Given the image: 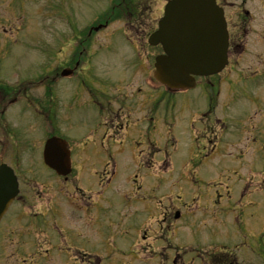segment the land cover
<instances>
[{
	"label": "flooded vegetation",
	"instance_id": "1",
	"mask_svg": "<svg viewBox=\"0 0 264 264\" xmlns=\"http://www.w3.org/2000/svg\"><path fill=\"white\" fill-rule=\"evenodd\" d=\"M2 5V1H0ZM123 6V2L117 5L116 12ZM122 11L130 16L140 17L149 7L139 5L133 0H125ZM115 12V13H116ZM226 16L229 27V47H228V65L226 67L227 81L232 85H237L244 89L243 94L246 97H252L256 100L257 107L260 108L264 103V0H229L226 9ZM142 62L146 67H152L155 60V49L147 43H139ZM96 48L90 44H85L79 49L72 51L69 57L71 65L75 68L74 73L80 70L83 73L80 78V85L86 98L97 102V98H110L107 108V121L101 122L100 126L110 130L119 125L118 129L126 127L128 130L137 128L140 124L139 118L135 116L138 107L154 101V92L148 91L146 95L142 94L143 80H128L123 84L115 85L119 88L115 91H108L111 86L101 76L91 74L90 62L96 56ZM87 64L85 68L83 65ZM149 76V75H146ZM153 79V77H152ZM78 86V85H77ZM124 87V88H123ZM25 91L27 89L21 88ZM5 96L6 91L3 90ZM19 96L23 97L20 93ZM35 102L36 110L42 114V92L32 97L26 98ZM114 99V100H113ZM72 102L78 99L77 91L74 89L71 94ZM38 104V105H37ZM115 104V105H114ZM125 110L124 114L123 111ZM26 107L22 115L18 118L17 124L25 119ZM147 120L146 117L142 121ZM259 117H250L249 125L255 133L259 132ZM94 123H92L93 125ZM96 124V123H95ZM91 130L90 128L88 131ZM115 136V137H114ZM4 142L10 143L9 135L2 138ZM95 139H98L96 136ZM111 140H117L116 135H111Z\"/></svg>",
	"mask_w": 264,
	"mask_h": 264
},
{
	"label": "rangeland",
	"instance_id": "2",
	"mask_svg": "<svg viewBox=\"0 0 264 264\" xmlns=\"http://www.w3.org/2000/svg\"><path fill=\"white\" fill-rule=\"evenodd\" d=\"M26 2L28 4L27 13L30 14L31 16V23L34 24L32 19L33 20L36 19L37 23L39 24L41 28L42 42L50 43L56 36H57V39H59V42H63L65 40V37L70 34L69 32H67V28L70 27V24L67 21V17L71 14V12L69 11V7L72 8V11L73 10L75 11L76 8L79 6V5L74 6L77 4L76 0H68L67 2L63 0H27ZM91 3L94 5L93 10L98 8L94 0H91ZM155 3L157 5V8H160L163 5V2H161L160 0H155ZM41 4H42V7L40 10L39 6ZM89 4L90 2L86 1L85 4L80 6V10H88ZM56 13H58V16L55 15ZM95 15H97V13H95ZM10 18L11 20H13L12 16ZM83 25H85V23H83ZM113 25H116V23H113ZM7 28L8 30L6 31L7 32L6 37L8 41L9 35L14 36V34L12 32L9 33V26H7ZM31 30L34 31V29H31ZM34 35H35L34 33L29 34V39L24 38V40L20 43H23V44L24 43L25 44L35 43L37 41L36 39H39V38L35 37ZM104 35H106V32H104ZM5 41L6 39L0 36V42H5ZM117 45H124V42L119 40ZM2 57H3L4 63H9V67L4 69L2 71V74L10 73L11 75H13V74L22 73V72H28L29 69L25 68L24 66H27L29 64L32 65V70H34V64H35V59L37 57V54L25 48H18V46H15L13 48L7 49ZM55 57L56 56L51 55V52H48L47 54L43 55V58H42L43 63L44 64L54 63L56 65H58L59 63H64L65 56L60 55L59 57H56V58ZM114 58L117 60L115 56ZM122 62H125V61L122 60ZM14 64H16V66H14ZM111 64L112 66L107 63V66L111 68L114 66L113 68H117V65L115 66L116 63H111ZM107 70H109L108 67H107ZM131 73L132 72H130V74ZM67 86H68L67 83L64 82L63 87H67ZM191 93L192 92H189L188 94H191ZM170 96L171 98L176 97L175 95H170ZM195 96H196V93L192 95V98H195ZM220 96H221V100H223V97H226L225 93H222ZM166 98H167V95H165V99ZM183 99L184 98L180 96L175 98V100H177L176 105L178 107V110H177L178 114L176 113L174 114L173 107L175 105L170 103V112H171L170 122L174 126L173 131L175 132V135L178 140L176 147H173L171 143L169 144L164 143L163 145V149L167 151L168 153H171V158L173 162V171H172L173 175H176L179 173L182 161L188 156L190 152V143L188 140L189 136L187 135V132L184 131L183 129V127H186L187 125L186 123L188 119L186 116L188 114L182 111L183 110L182 108H179L183 106V102H181ZM203 104H204L203 98L199 97V100L197 101V106H203ZM175 121H179V122H175ZM78 128L80 127L73 126V127L67 128L66 133L68 134L70 138L69 139L70 142L75 141L73 138H76L79 136L77 132ZM170 137H172L171 133L169 134V138ZM259 142H262L264 144V139ZM254 149L255 147H251L250 151H253ZM163 156H164L163 154H160L158 158H163ZM249 158H250L249 155H246L245 160L242 162H239L237 160H231L232 162L231 165L237 168V170L239 171L238 173H248V168L252 169L255 172L264 173V149L262 148V146L257 151L256 162H252L250 167H249L250 163L248 162L250 161ZM225 161H230V160L227 159ZM225 161L220 162V159L217 156H214L211 159V163L214 168H217L218 166H224ZM108 164H109V170L110 171H112L113 169L116 170V173L118 175H121L122 173H129L131 168L134 166L133 163H129L128 166H125V160H122L120 157H106L104 162L101 164L102 165L101 169L103 170L104 168H106ZM97 166H100V163ZM39 169L44 170L45 166L42 164V166ZM103 173H108V172L104 171ZM118 185H119L118 181H115L113 184L108 186L106 189L107 195L114 199H117V186ZM105 218H107V214L103 216V219ZM119 238L124 239L125 236L122 234L119 236ZM93 240H94V236L90 235V242H93ZM97 243H99V241H97ZM32 248L34 249L33 246ZM93 248H94V245L92 243H87L88 250H91ZM101 252L104 253L105 250ZM260 254H261V257H264V250L261 251ZM88 256L89 255H87V257ZM129 257H131L130 254L120 255L119 258H115V259H114V256H107L103 259V261L97 257H88L87 261H85V264H113V261H115L116 264H131L132 259H128ZM146 257H148L147 254H142V256H140L139 258L141 259V258H146ZM250 259L253 263L254 257L252 255H250ZM39 260L41 259H36L35 264H37V261ZM43 260L45 264H60V261H61L60 259H57V261H54V259H49V258L47 259V261L44 258ZM73 261H76V259L74 258ZM20 262L22 264H28L30 262V258L29 257L21 258ZM78 263L82 264L80 260L78 261ZM256 263L264 264V258L257 259ZM0 264H3L2 258H0ZM4 264H17V263L7 260L6 262H4ZM73 264H76V263L73 262ZM133 264H139V263H133Z\"/></svg>",
	"mask_w": 264,
	"mask_h": 264
},
{
	"label": "water",
	"instance_id": "3",
	"mask_svg": "<svg viewBox=\"0 0 264 264\" xmlns=\"http://www.w3.org/2000/svg\"><path fill=\"white\" fill-rule=\"evenodd\" d=\"M184 4V9L185 10H192V21H193V26H194V34L197 41L199 40L200 37H203V39H207L208 33L206 29H208L209 24H207L206 20V15L207 12H205L207 8V3L209 0H181ZM191 4H195L196 7H192ZM213 10L215 11V17L218 14H221L220 10L213 7ZM222 27V26H221ZM224 27V26H223ZM219 51V47L215 48V52ZM161 68V66H160ZM204 69V68H202Z\"/></svg>",
	"mask_w": 264,
	"mask_h": 264
}]
</instances>
